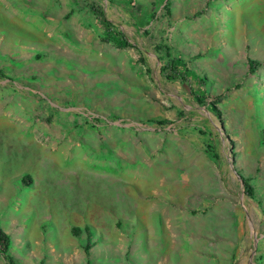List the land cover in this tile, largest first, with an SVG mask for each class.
Returning <instances> with one entry per match:
<instances>
[{"label": "rangeland", "instance_id": "1", "mask_svg": "<svg viewBox=\"0 0 264 264\" xmlns=\"http://www.w3.org/2000/svg\"><path fill=\"white\" fill-rule=\"evenodd\" d=\"M0 229V264H264V0H0Z\"/></svg>", "mask_w": 264, "mask_h": 264}, {"label": "trees", "instance_id": "2", "mask_svg": "<svg viewBox=\"0 0 264 264\" xmlns=\"http://www.w3.org/2000/svg\"><path fill=\"white\" fill-rule=\"evenodd\" d=\"M106 26L109 27L108 24H106ZM126 44L128 43L126 42ZM172 72L174 73L169 75L170 78H176V75L180 74L175 68L172 69ZM193 92L195 93V90H193ZM244 183H245V193L249 195L253 194L252 187L247 182V179H244ZM8 243H9L8 236L0 229V249L6 250L8 248Z\"/></svg>", "mask_w": 264, "mask_h": 264}, {"label": "water", "instance_id": "3", "mask_svg": "<svg viewBox=\"0 0 264 264\" xmlns=\"http://www.w3.org/2000/svg\"><path fill=\"white\" fill-rule=\"evenodd\" d=\"M126 125H132V123L130 122H126L124 123ZM254 250H255V245L252 243L248 249V253H247V258H248V261L249 263L251 262L252 264L254 263Z\"/></svg>", "mask_w": 264, "mask_h": 264}]
</instances>
